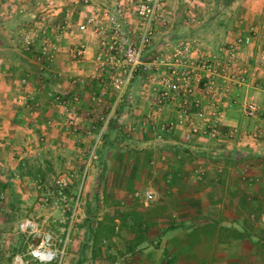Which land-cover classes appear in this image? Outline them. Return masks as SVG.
<instances>
[{"label":"rangeland","instance_id":"374dc122","mask_svg":"<svg viewBox=\"0 0 264 264\" xmlns=\"http://www.w3.org/2000/svg\"><path fill=\"white\" fill-rule=\"evenodd\" d=\"M58 1L52 0L54 4ZM213 1L163 0V8L169 13L164 25L157 22L148 48L153 52L167 48L163 38L169 36L174 41L172 44L188 39L193 42L197 53H213L216 49L196 44L199 41L211 44V38H215L212 32L201 29L207 26L208 19L212 17ZM47 2L49 1L0 0V78L3 80L0 88L7 93L8 102L3 105L6 106L5 112L0 116L6 122L9 121L8 132L12 133L11 137L6 135L0 141V264H62L68 250L78 251V255L71 258L76 262L88 260V264H113L116 255L126 253L128 245L126 237L118 238V233L127 236L136 223L143 227L146 220H152L147 233L157 234L164 223L162 220H170V216L174 218L179 215L176 209L177 196L178 199L184 196L182 199L188 200L195 192L192 191L193 187H185L183 183H178L182 194L176 196L172 191H166V182L161 172L162 166L167 162L164 159L156 161L151 157L154 151L169 153L159 145H154L156 150L147 147V161L135 162L140 170L145 167L146 176L144 173L138 178L134 176L138 183H132V177H119L120 182L117 183V173L120 170L117 169V164L129 166L132 161L125 158L130 151L138 150L118 143L127 134L122 130L112 128L106 131L103 133V142L97 145L73 139L61 145L60 142H34L29 136L31 131L20 128L21 119L25 118L31 108H26L24 104L30 98L23 100L21 95H17L20 94L18 88L28 81L33 83L32 72L37 71L39 63L40 68H43L51 62L40 52L41 45L52 37L47 32L51 20ZM262 25L263 21L251 25L254 27L253 34L248 32V28L239 35L251 34L250 43L255 42L254 40L264 42V36L258 32ZM66 35L67 33L59 39V48L62 39L67 38ZM218 39L219 37L217 42ZM233 41H225L220 47ZM218 51L219 49L215 53ZM259 54L260 50L254 57L264 60L258 58ZM137 77L135 85L141 86L145 78L142 75ZM64 117L62 113L63 122ZM65 129L69 137L77 138L85 134L80 128L74 133ZM204 148L202 150L211 155L213 148ZM210 160L214 162H208L205 167L201 165L204 162L201 160L193 168L190 167L193 172L188 176L190 184L205 183L207 178L201 176V172L211 170L216 176H221L226 167L237 170L234 184L235 181L238 184L245 183L244 169L247 167L244 162L232 159L233 163L227 164L221 162V158L211 157ZM195 167L200 174L199 178L193 175ZM143 171L144 169L141 172ZM147 189L156 192L157 197L143 204L142 192ZM233 195L235 202L239 203V195ZM164 211L166 214H163ZM24 223L27 224L26 227L21 225ZM41 240L44 247L50 248L57 255L54 260L39 262L29 254V250Z\"/></svg>","mask_w":264,"mask_h":264},{"label":"crops","instance_id":"0c3cea01","mask_svg":"<svg viewBox=\"0 0 264 264\" xmlns=\"http://www.w3.org/2000/svg\"><path fill=\"white\" fill-rule=\"evenodd\" d=\"M213 2L214 5L211 3L214 6L212 17L208 19L205 26L209 29L205 27L201 29L212 32L215 38H211V44L196 42L197 45L202 44L216 49L213 53L222 43L233 41L235 36L244 33L251 25L264 22V0H214ZM65 3L60 0L57 4L48 6V16L51 19L56 18L53 14L57 9L54 8L64 9ZM216 36L219 37V42ZM66 37L62 39V44L60 43V48L49 65L46 64L43 68H40L41 63L37 65V71L32 72L33 83L28 81L24 86H19L20 94L17 95H21L23 100L30 98V101L28 100L27 103L25 101L24 104L26 108H31L25 118L21 119L20 128L30 130L31 140L38 141L37 143L60 142L64 145L73 139V141L97 145L103 142V133L106 131L112 128L122 130L117 127L116 122L134 124L136 126L134 131L125 132L127 134L118 143L138 150L130 151L131 153L125 158L132 161L129 166L117 164V169L120 168L117 173V183L120 182L119 177L128 179L132 177V183H138L134 176L138 178L143 173L146 176L145 167L140 170L135 162L147 161V155H149L147 147L156 150L154 145H159L169 153L154 151L151 157L153 156L156 161L164 159L167 162L162 166L161 172L166 182V191H172L176 196L182 194L178 185L183 183L185 187H193L192 191L195 192L188 200L182 199L184 196L179 200L177 196L176 209L179 215L173 218L168 214L171 217L170 220H162L164 223L157 234L147 233V227L152 220L151 222L146 220L143 227L140 223H136L134 228H130L127 236L118 233V238L126 237L128 245L126 253L116 255L113 264H264V137L262 136L264 135V115L247 117L243 109L244 104L250 101L258 103L264 109V60L254 57L259 50L264 51V42L254 40L255 42L242 46L243 51L239 60L246 66L245 81L240 86L229 85L222 98V114L219 119L220 136L214 141L204 137L185 141L182 138V129L174 122L175 112L169 106L162 108L160 121L173 122V127L165 131L148 128V126L138 127L139 122L148 123L143 119L147 109L143 105L142 92L138 89L139 85H135L138 77L132 80L127 90L126 100L116 109L115 116L118 121L113 119L104 128L99 138L94 134H81L77 138L66 135L67 127L64 126L62 113L57 106L53 105L51 95L67 91L69 97L77 96L79 112L88 113L95 122L94 132L100 125V117L104 112L102 108L94 107L90 100L92 92H95L97 88L96 84L89 80L90 60L72 63L67 59L64 53L65 47H63L66 43L73 41L89 45V52H91L94 48V37L87 34H75L74 31L67 32ZM163 41L169 45L174 42L169 36H165ZM75 78L84 80L85 83L72 82ZM2 81L0 78V85ZM6 94L4 89L0 88V114L5 112L6 106L3 105L8 103ZM195 96L204 104L198 88ZM84 117L82 116L83 121ZM1 118L0 141L7 136H12V133L8 132L9 121L6 122L3 117ZM81 129H83L82 126ZM231 131L233 132L230 135ZM256 131L261 135L255 134ZM204 146L213 148L211 155L210 152L202 150L205 149ZM210 157L221 158L220 161L227 164L233 163L232 159L244 162L247 167L244 169L246 178L242 177L245 183L238 184L235 181L234 184L237 170L226 167L221 176H216L211 170L201 172V176L207 178L205 183L190 184L188 176L193 173L191 171L193 165L201 160L204 161L201 165L205 167L208 162H214L210 160ZM197 167L201 169L200 165ZM197 167L193 175L199 178ZM143 169L144 171L141 172ZM203 194L205 196H202ZM233 194L239 195V203L235 202ZM164 213L166 214V211ZM77 255L78 251L68 250L62 264H88V260L76 262L71 259ZM90 258L92 259V255Z\"/></svg>","mask_w":264,"mask_h":264},{"label":"built area","instance_id":"2783aa9c","mask_svg":"<svg viewBox=\"0 0 264 264\" xmlns=\"http://www.w3.org/2000/svg\"><path fill=\"white\" fill-rule=\"evenodd\" d=\"M48 1V6H52V0ZM61 1L66 5L64 9L54 8L57 9L53 14L56 18H52L47 27L52 37L41 45L40 52L46 60L52 61L59 49V39L72 30L94 37L91 52L89 45L70 42L66 44L64 53L72 63L90 60L89 80L97 87L90 100L94 107L104 111L100 125L93 132L95 123L88 113L79 112L77 96L69 97L67 91L51 95L53 105L64 114V125L70 133L82 126V132L99 138L104 128L116 119V109L126 100L132 80L142 75L145 81L138 89L147 109L143 119L148 123L139 122L138 127L148 126L159 131L173 127V122L160 121L162 108L169 106L175 112L174 122L182 129L185 141L199 137L214 141L220 136L222 98L229 85L240 86L245 81L246 66L239 60L240 48L250 43L254 27L248 29L251 34L239 35L233 42L220 47L218 53H197L193 42L188 39L178 40L169 46L165 43L167 48L153 52L148 48L152 33L156 31L158 21L165 24L169 13L163 8V0ZM258 32L264 36V25ZM258 58H264V51H260ZM77 81L85 83L76 78L72 80ZM197 88L204 104L195 96ZM243 109L247 117L264 115L262 106L253 101L246 102ZM82 116H85V122ZM116 123L124 132L134 131L136 127L131 123ZM256 133L261 135L258 131ZM141 197L142 203L147 204L156 199L157 193L147 189ZM21 225L27 226L25 223ZM29 254L39 262H49L57 256L53 250L43 246V240L31 248Z\"/></svg>","mask_w":264,"mask_h":264},{"label":"trees","instance_id":"16d2710c","mask_svg":"<svg viewBox=\"0 0 264 264\" xmlns=\"http://www.w3.org/2000/svg\"><path fill=\"white\" fill-rule=\"evenodd\" d=\"M171 39V38H170Z\"/></svg>","mask_w":264,"mask_h":264}]
</instances>
